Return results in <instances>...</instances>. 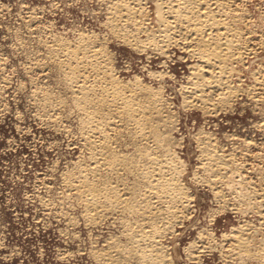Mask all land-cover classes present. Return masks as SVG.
Listing matches in <instances>:
<instances>
[{
  "label": "rangeland",
  "instance_id": "rangeland-1",
  "mask_svg": "<svg viewBox=\"0 0 264 264\" xmlns=\"http://www.w3.org/2000/svg\"><path fill=\"white\" fill-rule=\"evenodd\" d=\"M142 1L143 0H141V3H143L142 6L145 8L142 12L144 10L148 11L141 12L140 14V22L143 30L137 37L143 39L145 43L142 44L143 47L140 48L141 50L138 49V52L137 47L133 45H130L132 49L129 48L128 43L130 42L123 39V35L118 33L117 36L116 33L114 34L110 31V27H108L107 7L109 3L114 2V0H0V264H102L101 258L99 257L100 259L98 260V255H96V253H100L101 250L104 249H110L111 247H108V245H110L109 243L112 241L116 243L119 242L117 243L119 250L117 251V247H112L111 253H115V257L117 256L116 252L119 254L122 253L121 255L124 256L118 260L116 259V263L110 264H129V262H131L130 264H139L137 261H134L136 259L132 257L135 251L134 248L130 246V237L127 233L123 232L125 228L134 226L137 219L136 215L129 212L127 213V211L120 212L107 208V211L105 210V213H102L103 216L100 214V216L104 218L99 216V220L97 218L95 219L97 223H95L96 221L92 223L88 222L84 211L85 203L82 198H79V194L76 195L77 190L74 192L75 189L72 188V186L74 187L72 183L75 182L74 180L77 179H75V177H77L79 173V171H76L77 168L80 170L82 167L84 168V166L86 168L87 164L92 165L93 156L97 148L94 147V149L91 147L90 149L87 142L86 145L83 143L88 135V124L86 123L87 120L85 119L86 116L83 110L76 106L72 96L69 95L71 94L69 92V87L72 86L70 82L72 74L68 71L69 69L67 67L58 65L59 59L53 58L50 51L53 50V47H56L57 44L76 47L78 45L81 46V44L87 45L92 40H94V42L92 41L94 44L92 45V43H89L88 46H102L101 48H103L109 63H112L110 64V69H113L111 72L109 71L110 74L112 73V76H115L120 83H125L126 85L128 83L130 87L139 79L138 81H140V83L150 89L156 91L160 89L161 91L159 90V93L161 100L164 99L162 100L163 103L165 101L162 107V110L164 109V115L169 113L166 115L176 120L172 122L170 119L171 123H167V128L161 123V126L166 129L159 127L160 134L163 133L164 135H168L169 139H165L167 142H164L163 139V144L168 143V147L166 148L170 149L168 151L167 149L164 151V149L159 154L163 159H166L167 165L171 162H173L171 165L178 163L175 166L173 165V167L177 172H180L176 174H179L178 178L188 194L187 206L182 207L180 209L181 214H179V216L177 215L179 219L170 217L171 220L169 219V221L171 224L169 222V226L166 230L167 232H163L162 230L163 233L158 235L159 243L164 246V249H167L165 252H168L167 255L170 256L171 264H197L196 260L199 262L198 264H264V251L260 250L264 247V167H262V165L264 166V125L262 123H260L261 125L259 124V122L264 123V0H239V2L238 0H231L230 10L226 8L228 14L225 17L228 18L229 23L231 22L230 26L240 29L245 33H243V39L241 41L242 46H246L249 49L254 44L251 47L252 50L250 48L248 51L249 53L245 54L247 56L243 58L241 63H236L235 61L226 63L227 66L234 69V73H232L230 79L232 85H238L243 90L247 91L248 87L251 88L247 92L240 91L239 94L233 95L229 106H221V110L220 107H214L212 109L213 111H207V109L205 111L203 106L199 107L201 105L196 106L198 101L194 98H192V104H190L192 106L195 102L196 105H193L195 107H192L194 109H192L190 105V107H188L189 103H183L182 98L186 96L187 98L185 97L184 101L188 100V93L186 91L189 90V88L193 90V82L196 80V77L191 74V65L194 63L197 64L200 59L195 55H191L189 51L190 47L188 48L187 46L186 48L188 50L185 47H181V51L179 46L177 47V45L172 43V46L168 45L163 48L166 49L165 51H161L158 50L154 44H152L151 47V43L153 42L149 41V43L151 42L150 45L146 43L148 42L145 39L147 32L157 29L159 23L155 15V0ZM242 9L245 12H241ZM240 13L242 14L241 19L238 17ZM252 31L255 34H252ZM84 34L87 35L85 37L89 36L91 40L85 38L81 43ZM114 35L117 38H115ZM158 44L162 45V43ZM140 52L141 54H139ZM164 52L165 54H163ZM167 57L170 58L167 60ZM190 57H192L191 60ZM184 59L186 60L184 61ZM85 63L90 64L89 61ZM258 63L263 71L261 68L259 69ZM198 64L202 66L203 62H199ZM262 64L263 66H261ZM85 69L86 70L83 69L82 72L85 76L89 77V79L85 77L86 85L94 84V86L99 89L98 86L100 87L102 83H96L97 80L94 79L92 68L89 69L87 64ZM253 70H255V72H253ZM148 72L155 73V75L151 73L150 75ZM157 74L158 76H156ZM159 74L161 76H159ZM154 76L158 81L157 79L155 80ZM208 76L209 74H205V77L208 78ZM159 77H163L162 80ZM255 79L258 80L259 84H262H260V86L258 83L256 84ZM255 87H257L256 90H252ZM182 89V92L185 94L181 92ZM215 89L216 88H207L205 91L206 93H208V91L209 93L214 91V94H210L212 98H216L220 96L219 91L221 90ZM142 94L145 96V91ZM251 99H253L255 103ZM166 102L169 103L167 104ZM240 102L241 104H239ZM232 103H234V105ZM184 104H186L187 107ZM253 105L257 108L252 107ZM40 106H43V108ZM167 106L171 107L168 108ZM165 107H167L169 111ZM184 107L187 110H185ZM46 109L48 110L45 111ZM201 109L202 111H200ZM223 109H225V111ZM107 110L110 109L102 108L98 109L97 112L107 113ZM206 112L207 115L205 114ZM47 114L51 115L48 116L49 119H47ZM50 118L51 122L49 121ZM52 119H54V121ZM81 119L84 120L81 122ZM117 120L115 119V127L106 130L109 132V137L112 139H110L111 141L108 147H110L113 152L127 155L130 159H135L137 156H135V149L137 150L138 146H143L140 148L153 151L154 144L150 146V143L152 145L151 141L146 142L149 146L146 144H135L132 139L135 130L130 127V129L127 128L128 126L124 127L125 124ZM82 124H84V126H81ZM168 126H170L171 129ZM257 126L261 127L258 128ZM85 127L87 129H85ZM168 128L170 131L167 130ZM89 137L91 140H94L92 141L94 146L100 144L101 139L97 134L94 133ZM204 137L205 139H203ZM196 138L198 139L196 140ZM96 140L98 142H96ZM242 140L247 141L243 142ZM199 142H203L204 144L202 143V145ZM246 142L247 144H245ZM207 143L209 145H207ZM213 144H215V147H213ZM200 146L202 147L201 150ZM207 147L208 150H206ZM203 148L207 152H200L204 151ZM212 148L215 156L214 153L211 152ZM200 153H202V156ZM169 154L172 157H170ZM204 154L207 157L206 161L202 160V158L205 159ZM220 155L222 158H225L223 159L224 161L216 162L217 159L221 158ZM216 156H220V158L217 157V159H215ZM227 156L228 158L230 156V158L226 159ZM210 157H212L211 160ZM77 160L80 161L78 162ZM75 161L78 163L77 165ZM138 161L139 165L144 163L141 158H138ZM212 161L214 164L211 163ZM223 162L227 164H223ZM201 163H204L205 166L203 165L202 167ZM244 163L246 164L244 165ZM218 164L226 168L218 167L220 166ZM72 168H75V171ZM212 168L216 169H214V174L211 172L213 171ZM217 168H219V172ZM232 168H234L235 171ZM241 168L243 169L241 170ZM220 171L222 172L220 173ZM107 172L108 171L102 170L100 171V177H94L91 173L86 171V176H88L87 178L90 180L93 179L97 181L96 183H103V185L109 182L111 184L115 182L114 184L121 185L122 182L120 181H124L133 193L131 195L133 200L132 206L138 208L139 205L142 204L139 196L142 187L135 181L134 175L126 170H120L117 174ZM62 173H66V175H62ZM68 174L72 175L68 176ZM242 175L244 177H241ZM212 176H217L215 181H213L214 177ZM65 177H68V180H73L74 182L68 181L71 183L70 185ZM96 177L97 179H94ZM62 179H66L69 185L67 183V185L63 184L65 180ZM204 179L207 181H203ZM209 179L212 180L210 181ZM260 179L263 180L261 181ZM47 182L48 184H46ZM42 184H44V186L46 184L48 188L46 186V188L43 187ZM250 184H252L254 188ZM66 187H68V189H66ZM211 187L214 190L218 189L214 191L218 193H213ZM220 190L222 193H220ZM251 190H254V192ZM252 193H254L253 197H250ZM35 196L38 197L35 198ZM190 196L192 198H190ZM245 196L248 197L246 198ZM217 197L219 198L218 201L221 200L220 202H216ZM242 197L244 199H241ZM40 199H42L43 202ZM254 199L257 200L258 203L253 202ZM50 201L53 202V207ZM41 203L43 205L40 207ZM249 203L253 206H248L247 204ZM155 204L161 208L166 206L165 203L161 201ZM240 204L242 206H240ZM237 205H239V207ZM61 206L63 208H61L62 210L59 209ZM82 206L84 208H82ZM67 207L71 208L68 209ZM234 207L238 208L235 209ZM220 208L222 209L221 211ZM233 210H235V212ZM56 211L59 212L57 213ZM243 211H246L247 214ZM63 212L65 218L64 215H62ZM119 212L121 214H119ZM70 213L72 216H69ZM255 213L257 215H255ZM260 213H263L262 216ZM44 215H48L49 217ZM104 215H108V217L105 218ZM181 215L183 218L180 217ZM166 216H168V214ZM71 217H73L72 220ZM118 218H121L122 221ZM175 219H177L178 222L177 220L176 222L173 221ZM261 220L263 222H261ZM67 221L69 225L66 224ZM242 222L245 224L248 222L249 225L246 224L245 226ZM157 223L159 227H161L165 224V220H163V222L158 220ZM240 224L244 227L243 231L245 228L251 227L252 230L250 228L246 230L247 232L249 231L246 236H254V239H251V237L247 240L249 241L247 242V244L249 243V247L247 246L246 250L243 247H236L234 245V243L236 244L235 241H237L235 238L229 239L227 236L228 239H226V236H222L223 234H229L231 227L237 228ZM170 226L171 230H173L172 232L171 230L169 232ZM242 226L240 229L238 228V230H241ZM259 226H261V228ZM257 227L258 229L260 228V230H258ZM231 232L233 234L237 233L235 231ZM231 232L230 234H232ZM205 235H211V238L214 240H211L210 236L208 240ZM113 238H116V240H113ZM198 238H200L201 241ZM223 238L226 240H223ZM202 239H204V242ZM223 241L225 244L222 246ZM192 242L193 244H191ZM227 242H230L231 245ZM194 243L198 245V248H196L197 246ZM191 245H193L194 248H192ZM230 246L232 247L230 248ZM124 248L127 252L123 250ZM236 248L241 251H237ZM255 248L259 250H257L258 253H256ZM114 249H116V252ZM200 249L203 251H200ZM122 250L131 255L123 253ZM242 250L244 252H242ZM108 251L110 252V250ZM199 251L201 254H199ZM237 253L239 254L237 255ZM246 253L252 256L246 255ZM95 255L97 257H95ZM127 256L130 257V259L132 258V261H130ZM188 256L190 257L188 258ZM60 257L62 258L60 259ZM125 258H127V260H125ZM199 260H201V262ZM168 263L170 264V260ZM103 264L108 263L103 262Z\"/></svg>",
  "mask_w": 264,
  "mask_h": 264
},
{
  "label": "bare ground",
  "instance_id": "bare-ground-1",
  "mask_svg": "<svg viewBox=\"0 0 264 264\" xmlns=\"http://www.w3.org/2000/svg\"><path fill=\"white\" fill-rule=\"evenodd\" d=\"M106 1V0H105ZM144 1V0H143ZM142 1V2H143ZM110 2V1H109ZM155 2V3H154ZM153 3L155 4V15L158 21V26L157 29L155 30H149V32H147V36L145 37L146 43H149V41L153 42L151 43V47L152 44H154L156 46V48L158 50L161 51H165L166 49H163L165 47H167L168 45H171L172 43L177 45V47L179 46L181 47H185L186 46L190 49V53L191 55H195L196 57H199L200 61L199 62H203L202 66L200 64H196V63H192V72L191 74H193L194 77H196V80L193 82V90L191 88H189V90H187L186 92L188 93V100L184 101V98L186 96H184V98H182L183 103H189L188 107H190L192 104L191 100L192 98L196 99L198 101L196 106L202 107L205 109L213 111L212 109L214 107H220V110L222 109V107H224L225 105L229 106L231 103V98L233 97V95L235 94H239L240 91H245L247 92L250 88L248 87L247 91L241 89L237 84V86L232 85V81H231V77H232V73H234V69L232 67H229L226 65L227 62H233L235 61L236 63H241V61L243 60V58H245L247 55V53H249L248 51L250 50V48L254 45H252L249 49L246 46H242V37H243V31L237 28H233L230 26V23L228 22V18H226L225 16L228 14L227 10H230V3L231 0H155ZM239 2V0H238ZM243 2V1H242ZM235 3V2H234ZM237 3V2H236ZM143 3H141V0H114V2L109 3L108 8V27H110V31H112L114 34L116 33V35L118 36V33H120L121 35H123V39L129 41L130 43H128L129 48L131 47L130 45H133L135 47H137V51L138 49H140L141 47H143L142 44H144L145 42H143L144 40L137 37L139 36L138 34H140V32L143 30L142 26H141V22H140V14L142 12L143 9H145L142 6ZM234 5V4H232ZM239 5V4H238ZM236 5V6H238ZM148 6V5H147ZM145 6V7H147ZM243 7V6H242ZM241 7V8H242ZM148 8V7H147ZM234 9V8H231ZM237 9V8H236ZM144 11H148V10H144ZM143 11V12H144ZM243 11V9L241 10V12ZM142 12V13H143ZM236 12V11H235ZM245 12V11H243ZM237 13V12H236ZM247 13V12H246ZM248 14V13H247ZM143 15V14H142ZM248 16V15H247ZM31 17V16H30ZM238 17L241 19L242 14L240 13V15H238ZM146 18V17H145ZM246 18V17H245ZM144 19V18H143ZM231 19V18H230ZM148 20V19H147ZM154 20V19H153ZM142 21V20H141ZM244 21V20H242ZM247 21V20H246ZM251 21V20H250ZM155 22V20H154ZM147 23V22H146ZM157 23V22H156ZM246 23V22H245ZM244 23V24H245ZM150 25V24H149ZM145 27V26H144ZM153 27V25H152ZM222 29V30H221ZM147 30V29H146ZM145 30V31H146ZM109 31V32H110ZM253 32V31H252ZM144 33V31H143ZM142 33V34H143ZM146 33V32H145ZM119 34V36H120ZM245 34V33H244ZM252 34H255L254 32ZM261 34V33H260ZM250 35V34H249ZM84 37L80 40L81 43L83 42V39L88 38V40L90 39V37H85L87 35H83ZM258 36V35H257ZM260 36V35H259ZM115 37V35H114ZM245 37V36H244ZM117 38V37H115ZM262 38V37H261ZM91 40V39H90ZM119 40V38H118ZM121 40V37H120ZM94 42V40H92ZM89 42V43H92ZM257 42V41H256ZM86 43V41H85ZM88 43V44H89ZM141 43V44H140ZM149 43V45H150ZM158 43H162V45H159ZM84 44V43H83ZM87 45H82L81 46H76V47H71L69 45H65V44H57L56 47L54 46L53 50L50 51L51 56L54 58L59 59V63L58 65L60 66H65L67 67L69 70V72L72 74L70 77V82L72 83V86L69 87L70 89V93L69 95L72 96L74 102L76 103V106L78 108H80L81 110H83L85 116H86V120H87V124H88V135L86 136V138L84 139L83 143H85L84 145L90 146L89 148L91 149V147H95L97 148L94 156H93V164L92 165H88L84 166V168L82 167V169L78 170L79 168H77L76 171H79V173L77 174V177H75L76 180H68V181H73L74 183H72V185H74V187L72 186V188H74V192L77 190L76 195L80 196L79 198H82V200L84 201L85 205V215L87 217H85V219L88 222H95L96 218L99 220V216L100 214L102 215V213L106 210L107 208H111L113 210H117L120 212H125L127 211V213H132L134 215H136L137 219L134 223V226L129 227V228H125L123 232L127 233L128 236L130 237L129 242L131 248H134V256H132L134 259V261H137L139 264H169V260H170V264H171V259L170 256L167 255L168 252L166 253L164 249V246L161 245L159 243V236L160 234H162L163 232H165L167 230V227L169 226V219L170 217H175L177 218L179 216L180 213V209L182 207H186L187 206V201H188V194L185 191L186 189H184V187L182 186L178 176L176 173H180L177 172L176 169L173 167L174 164L171 165V162L169 165H167V161L166 159H163L162 156L159 154L161 151H167L170 150L166 147L168 143L163 144L164 142H167V140L165 141V139H169L168 135H164L163 133L160 134L159 132V127H163L161 126V123H163V125H167V123H171V121L173 122V120L175 119H171L173 117H169L166 114L164 115V109L162 110V107L164 106V103L161 100L160 97V93L159 90H153L150 89L149 87L144 86L142 83H140V81L136 80V82L134 83V85L132 84V86L130 87L127 83V85L125 83H120L115 76H112V73L110 74L111 70L110 69V64L109 63L106 54L103 50V48L99 47H95V46H88ZM94 43H92L93 45ZM123 44V43H122ZM194 44V45H191ZM53 45V44H51ZM101 45V44H100ZM126 45V46H128ZM260 45V44H259ZM50 46V45H49ZM154 46V47H155ZM172 46V45H171ZM257 46V45H256ZM255 46V48H256ZM263 46V45H262ZM91 47V49H90ZM153 47V48H154ZM176 47V46H173ZM172 47V48H173ZM246 47V48H245ZM261 47V46H260ZM52 48V47H51ZM50 48V49H51ZM148 48V47H147ZM170 48V47H169ZM264 48V47H263ZM49 49V50H50ZM90 49V50H89ZM132 49V48H130ZM145 49V48H144ZM150 49V48H149ZM156 49V50H157ZM177 49V48H176ZM179 49V48H178ZM187 49V48H186ZM141 50V49H140ZM155 50V49H154ZM172 50V49H171ZM174 50V49H173ZM188 50V49H187ZM252 50V48H251ZM143 51V49H142ZM147 51V50H146ZM152 51V50H151ZM180 51V50H179ZM182 51V48H181ZM184 51V50H183ZM139 52V51H138ZM157 52V51H156ZM167 52V51H166ZM172 52V51H171ZM258 52V51H257ZM153 53V52H152ZM159 53V52H158ZM168 53V52H167ZM170 53V52H169ZM175 53V52H174ZM187 53V52H186ZM252 53V52H251ZM256 53V52H255ZM141 54V52L139 53ZM162 54V53H160ZM165 54V52L163 53ZM172 54V53H170ZM180 54V53H179ZM154 55V54H153ZM182 55V54H181ZM180 55V56H181ZM250 55V54H249ZM255 55V54H254ZM50 56V57H51ZM172 56V55H171ZM253 56V54H252ZM166 57V56H165ZM179 57V56H178ZM183 57V56H182ZM188 57H189V53H188ZM194 57V56H192ZM190 57V60L191 58ZM110 58V57H109ZM170 58V57H169ZM167 57V60L169 59ZM174 58V57H173ZM172 58V59H173ZM184 58V57H183ZM161 59V58H160ZM181 59V58H179ZM195 59V58H194ZM56 60V59H55ZM165 60V58H164ZM186 59H184L185 61ZM90 62L87 63L89 69H91L93 71L94 74V79H96V83H102L99 84L101 85L100 87L98 86L99 89H97V87L94 86V84L92 85H86V78L87 76H85V74L82 72L83 69H85L86 67V63L85 62ZM57 62V61H56ZM169 62V61H168ZM167 62V64H168ZM173 62V60H172ZM196 62V61H195ZM85 63V64H83ZM162 63V62H160ZM159 63V65H160ZM165 63V62H164ZM257 64V63H256ZM259 64V63H258ZM188 65V64H187ZM233 65V64H231ZM43 66V65H42ZM91 66V68H90ZM149 66V65H148ZM189 66V65H188ZM263 66V64L261 65ZM161 67V65H160ZM259 69L260 64H259ZM40 68V66H39ZM169 68V67H168ZM151 69V68H150ZM262 69V68H261ZM161 70V68H160ZM188 70V67H187ZM90 71V70H89ZM110 71V72H109ZM159 71V70H158ZM191 71V70H189ZM263 71V69H262ZM87 72V71H86ZM114 72L116 73V71L114 70ZM156 72V71H154ZM162 72V71H160ZM237 72V70H236ZM253 72H255V70H253ZM260 72V71H258ZM149 73V72H148ZM151 73V72H150ZM149 73V74H150ZM157 73V72H156ZM88 74V72H87ZM92 74V76H93ZM148 74V75H149ZM152 75H155V73H151ZM150 74V75H151ZM161 74V73H160ZM159 74V76H161ZM163 74V73H162ZM205 74H209L208 78L205 77ZM261 74V73H260ZM264 74V73H263ZM90 75V73H89ZM164 75V74H163ZM158 76V74L156 75ZM167 76V75H166ZM192 76V77H193ZM251 76V75H250ZM254 76V75H253ZM151 77V76H149ZM155 77V76H154ZM255 77V76H254ZM264 77V76H263ZM89 79V77H87ZM140 78V77H139ZM162 78L163 77H159ZM168 78V77H167ZM258 78H259V74H258ZM137 79V78H136ZM153 79V76H152ZM157 78L155 77V80ZM165 79V77H164ZM241 79V78H239ZM254 79V78H253ZM261 79V78H260ZM264 79V78H263ZM191 80V78H190ZM256 80V84L258 82L257 79ZM94 81V80H93ZM158 81V79H157ZM187 81V80H186ZM193 81V80H192ZM133 82V81H132ZM261 82V81H260ZM264 82V81H263ZM89 84V83H88ZM184 84V83H183ZM262 84V83H260ZM259 84V86H260ZM131 85V84H130ZM190 85V86H191ZM189 86V85H188ZM252 86V84H251ZM68 88V87H67ZM181 88V86H180ZM207 88H216V89H220L221 91H219V95L216 98H212V93L214 92H210L208 91V93H206V89ZM257 87H255L252 90H256ZM262 88V87H261ZM68 89V90H69ZM215 89V90H216ZM263 89V88H262ZM209 90V89H208ZM261 90V89H260ZM264 90V89H263ZM262 90V91H263ZM145 91V96L142 94ZM161 91V90H160ZM183 91V89L181 90V92ZM211 91V90H210ZM251 91V90H250ZM249 91V92H250ZM68 92V93H69ZM180 92V91H179ZM218 92V90H217ZM184 93V92H182ZM193 93V94H192ZM185 94V93H184ZM214 94V93H213ZM262 94V92H261ZM162 95V94H161ZM187 95V94H186ZM217 95V94H215ZM244 95V94H243ZM247 95V94H246ZM252 95V94H251ZM240 96V95H239ZM257 96V95H256ZM214 97V96H213ZM246 97V96H245ZM251 97V96H250ZM249 97V98H250ZM255 97V96H254ZM258 97V96H257ZM260 97V96H259ZM187 98V97H186ZM240 98V97H239ZM248 98V96H247ZM246 98V99H247ZM256 98V97H255ZM263 98V97H262ZM193 99V100H194ZM235 99V98H234ZM238 99V98H237ZM254 99V98H253ZM251 99V100H253ZM233 100V99H232ZM259 100V99H258ZM262 100V99H261ZM239 101V100H238ZM254 101V100H253ZM257 101V99H256ZM237 102V101H236ZM60 103V102H59ZM167 103V102H166ZM169 103V102H168ZM167 103V104H168ZM172 103V102H170ZM181 103V102H180ZM230 103V104H229ZM255 103V101H254ZM258 103V101H257ZM58 104V103H57ZM193 104V105H194ZM234 105V103H232ZM241 104V102L239 103ZM248 104V103H247ZM183 105V104H182ZM186 107L187 105L184 104ZM190 105V106H189ZM191 106L195 107V106ZM260 105V104H259ZM242 106V105H241ZM258 106V105H257ZM261 106V105H260ZM263 106V105H262ZM41 107V106H40ZM62 107V105H61ZM168 108L171 106H167ZM165 107L168 111L169 109ZM197 107V108H199ZM252 107H256V106H252ZM43 108V106L41 107ZM102 108H106V109H110L107 110V113H98L97 110L98 109H102ZM183 108V106H182ZM226 108V107H225ZM257 108V107H256ZM60 109V108H58ZM185 109V107H184ZM194 109V108H192ZM250 109V108H249ZM48 109H46L45 111H47ZM80 110V111H81ZM187 110V109H185ZM198 110V109H197ZM217 110V109H216ZM219 110V109H218ZM225 111V109H223ZM222 110V111H223ZM230 110V109H229ZM236 110V109H235ZM244 110V109H243ZM255 110V109H254ZM166 111V110H165ZM166 111V112H168ZM202 111V109L200 110ZM204 111V110H203ZM223 111V112H224ZM263 111V110H262ZM57 112V111H55ZM79 112V111H78ZM219 112V111H218ZM221 112V111H220ZM255 112V111H254ZM264 112V111H263ZM81 113V112H80ZM211 113V112H210ZM216 113V112H215ZM233 113V111H232ZM256 113V112H255ZM57 114H59L57 112ZM207 115V112L205 113ZM204 114V115H205ZM221 114V113H220ZM225 114V113H224ZM50 114H47L46 116L48 117ZM82 115V114H81ZM171 115V114H170ZM205 115V116H206ZM214 115V114H212ZM211 115V116H212ZM217 115V114H215ZM230 115V114H228ZM51 116V115H50ZM83 116V115H82ZM173 116V115H171ZM210 116V117H211ZM226 116V115H225ZM60 117V116H59ZM58 117V118H59ZM207 117V116H206ZM82 118V117H81ZM49 119V117L47 118ZM60 119V118H59ZM115 119H119L117 121H122L125 126L127 128H133L134 131V136H133V141L135 142V144H146V142L151 141L152 145L150 143V146H153L154 144V149L152 150H146L145 148H140L143 146H138L137 150L135 149L136 153L135 159H130L127 155L124 154H117V152H113V150L108 147V144L110 143V141L112 140L109 137V132H107L106 130H108L109 128H113L116 126V121ZM171 119V121H170ZM54 121V119H52ZM84 120V119H83ZM81 119V122L83 121ZM51 122V118L49 120ZM52 121V123H53ZM59 121V120H58ZM158 121V122H157ZM170 121V122H169ZM176 121V120H175ZM263 121V119H262ZM57 122V121H55ZM54 122V123H55ZM119 122V123H120ZM48 123V122H47ZM85 123V121H84ZM262 123L264 125L263 122H259V124ZM48 125V124H47ZM121 125V124H119ZM123 125V124H122ZM174 125V124H173ZM261 125V124H260ZM50 126V125H49ZM53 126V125H52ZM81 126H84V124H82ZM254 126V125H253ZM165 127H163V129H166ZM170 129L171 127L168 126ZM258 128H260L261 126H257ZM84 128V127H83ZM118 128V127H117ZM126 128V129H127ZM129 128V129H130ZM167 129L170 131V129ZM263 128V127H262ZM85 129H87L85 127ZM112 130V129H111ZM115 130V128H114ZM259 130V129H258ZM263 130V129H261ZM86 131V130H85ZM110 131V130H109ZM117 131V129H116ZM166 131V130H165ZM255 131V130H254ZM115 132V131H114ZM202 132V131H201ZM97 134L100 137V144L97 146H94L93 142L94 140H91V138L89 136H92V134ZM262 133V132H261ZM264 134V133H263ZM96 136V135H94ZM199 136V134H198ZM202 136V135H201ZM200 136V137H201ZM205 136V134H204ZM232 136V135H231ZM233 137V136H232ZM253 137V136H252ZM262 137V136H261ZM260 137V138H261ZM98 138V137H97ZM207 138V136H206ZM231 138V137H230ZM236 138V136H235ZM238 138V137H237ZM82 139H83V134H82ZM111 139V140H110ZM164 139V142H163ZM198 138H196L197 140ZM205 139V137L203 138ZM202 139V141H203ZM208 139V138H207ZM210 139V138H209ZM214 139V138H213ZM229 139V138H228ZM239 139V138H238ZM242 139V138H241ZM254 139V138H253ZM262 139V138H261ZM200 141V140H199ZM208 141V140H207ZM212 141V139H211ZM243 141V140H242ZM247 140H244L243 142H245ZM87 142V143H86ZM96 142H98L96 140ZM251 142V141H250ZM248 142V143H250ZM257 142V141H255ZM259 142V141H258ZM201 143V142H199ZM203 143V142H202ZM201 143V144H202ZM211 143V142H210ZM214 143V141H213ZM237 143V142H236ZM254 143V142H253ZM260 143V142H259ZM262 143V142H261ZM98 144V143H97ZM204 144V143H203ZM202 144V145H203ZM212 144V143H211ZM247 144V142L245 143ZM252 144V143H251ZM166 145V146H165ZM207 145H209L207 143ZM215 147V144H213ZM250 145V144H249ZM247 145V146H249ZM256 145V144H254ZM149 146V145H147ZM145 146V147H147ZM245 146V145H244ZM262 146V144H261ZM165 147V148H164ZM201 147V146H200ZM206 147V145H205ZM204 147V148H205ZM210 147V146H209ZM253 147V146H252ZM94 148V149H95ZM151 148V147H150ZM203 148V150H204ZM254 148V147H253ZM257 148V147H256ZM93 149V150H94ZM162 149V150H161ZM202 149V147L200 148V150ZM220 149V148H219ZM243 149V148H242ZM248 149V148H247ZM206 150H208V147L206 148ZM215 150V149H214ZM221 150V149H220ZM245 150V149H244ZM92 151V150H91ZM217 151V150H215ZM247 151V150H246ZM245 151V152H246ZM250 151V150H249ZM200 152H207V151H200ZM213 152V148L212 151ZM242 152V151H241ZM248 152V151H247ZM169 153V152H167ZM171 153V152H170ZM214 153V152H213ZM212 153V156H213ZM250 153V152H249ZM258 153V151H257ZM261 153V152H260ZM259 153V154H260ZM159 154V155H158ZM166 154V153H165ZM174 154V153H173ZM202 156V153H200ZM206 154V153H205ZM204 154V156H205ZM209 154V153H207ZM219 154V153H218ZM221 154V153H220ZM226 154V153H225ZM224 154V155H225ZM232 154V153H231ZM253 154V153H252ZM255 154V153H254ZM217 155V154H216ZM228 155V154H226ZM225 155V156H226ZM235 155V154H234ZM244 155V154H243ZM170 156V154H169ZM175 156V155H174ZM211 156V153H210ZM215 156V153H214ZM213 156V158H214ZM221 156V155H220ZM220 156H216L215 159L220 158ZM224 156V157H225ZM231 156V155H230ZM229 156V158H230ZM253 156V155H252ZM166 157V156H165ZM164 157V158H165ZM172 157V156H170ZM169 157V158H170ZM200 157V156H199ZM247 157V156H246ZM258 157V156H257ZM92 158V157H91ZM138 158H141L144 163L143 164H138ZM206 156L205 159L202 158V160L206 161ZM212 157H210L211 160ZM222 158V156H221ZM217 159V160H221ZM228 156L226 159H229ZM233 158V157H232ZM231 158V159H232ZM178 159V158H177ZM201 159V158H200ZM222 158L221 161H217L216 162H222L224 161ZM262 159V158H261ZM214 160V159H213ZM254 160V159H253ZM78 161V160H77ZM80 161V160H79ZM78 161V162H79ZM178 161V160H177ZM231 161V160H230ZM234 161V160H233ZM232 161V162H233ZM256 161V160H255ZM254 161V162H255ZM92 162V161H91ZM90 162V163H91ZM170 162V161H169ZM176 162V160H175ZM235 162V161H234ZM76 165L78 164L75 161ZM74 163V165H75ZM84 163V162H83ZM87 163V162H86ZM85 163V164H86ZM206 163V162H205ZM213 163V161L211 162ZM210 163V165H211ZM215 163V160H214ZM213 163V164H214ZM240 163V162H239ZM249 163V162H247ZM81 164V162H80ZM178 163H175V165H177ZM223 164H227L224 163ZM246 163H244L245 165ZM250 164V163H249ZM73 165V166H74ZM174 165V166H175ZM202 167L203 165L205 166V164L201 163ZM207 166H210L209 164H206ZM220 166L218 167H225V166H221V164H218ZM239 165V164H238ZM254 165V164H253ZM243 166V165H242ZM249 166V165H247ZM257 166V165H256ZM81 167V166H79ZM179 167V165H178ZM197 167H201V166H197ZM217 167V164H216ZM215 167V168H216ZM229 167V165H228ZM234 167V166H233ZM262 167H264L262 165ZM214 168V169H215ZM226 168V167H225ZM237 168V166H236ZM247 168V167H246ZM73 169V168H72ZM75 169V168H74ZM73 169V170H74ZM213 169V168H212ZM210 169V170H212ZM214 169L212 172V174H214ZM219 168H217L218 171ZM234 169V168H232ZM240 169V168H239ZM238 169V170H239ZM243 168H241L242 170ZM105 170L108 171L109 173H115L117 174L120 170H126L129 173H132L134 175L135 181L137 183H139V185H141L142 189L139 193L140 199L142 201V204L139 205L138 208H135V206H132V192L130 191L129 187L127 186V184L124 181H120L122 182L121 185H117V184H111L110 182L108 184H104L103 183H96L97 181H94L93 179L90 180L89 178H87L88 176H86V171H88V173H91L92 176H97L100 177V171ZM216 170V169H215ZM229 170V168H228ZM237 170V169H236ZM72 171V170H71ZM70 171V173H71ZM75 171V170H74ZM231 171V170H230ZM235 171V169H234ZM107 172V173H108ZM214 172V173H213ZM219 172V171H218ZM216 172V173H218ZM222 171H220L221 173ZM251 172V171H250ZM69 173V174H70ZM74 173V172H72ZM66 175V173H62V175ZM68 176H71L69 175ZM211 174V173H210ZM223 174V173H222ZM229 174H233V173H229ZM240 174V173H239ZM238 174V175H239ZM252 174V173H250ZM259 174V173H258ZM45 175V174H44ZM241 175V174H240ZM244 175V174H243ZM241 177H244V176ZM47 176V175H46ZM91 176V177H92ZM229 176V175H228ZM72 177V178H74ZM94 178V179H97ZM214 177V176H212ZM217 177V176H216ZM214 180L215 181V178ZM238 177V176H237ZM39 178V177H38ZM43 178V177H42ZM93 178V177H92ZM219 178V177H218ZM217 178V179H218ZM224 178V177H222ZM234 178V177H233ZM246 178V177H245ZM249 178V177H248ZM251 178V177H250ZM66 179H62L65 180V182L63 184H66ZM71 179V177H70ZM203 179V178H202ZM207 179V178H206ZM206 179H204L203 181H205ZM227 179V178H225ZM224 179V180H225ZM239 179V177H238ZM37 180V179H36ZM46 180V179H45ZM49 180V179H48ZM210 181L212 179H209ZM222 180V179H221ZM234 180V179H233ZM251 180V179H250ZM261 180V179H260ZM263 180V179H262ZM261 180V181H262ZM40 181V180H39ZM38 181V182H39ZM207 181V180H206ZM43 182V181H42ZM239 182V181H238ZM237 182V183H238ZM249 182V181H248ZM41 183V182H40ZM69 183V182H68ZM67 183V184H68ZM117 183V182H116ZM208 183V182H206ZM210 183V182H209ZM218 183V181H217ZM216 183V184H217ZM220 183V182H219ZM223 183V182H222ZM232 183V182H231ZM253 183V182H252ZM48 184V182L46 183ZM45 184V186L47 187V185ZM66 184V185H67ZM71 185V183H69ZM68 184V185H69ZM120 184V183H119ZM221 184V183H220ZM230 184V183H229ZM234 184V183H233ZM264 184V183H263ZM103 185V186H101ZM209 185V184H206ZM238 185V184H237ZM252 186V184H250ZM43 187L44 184H42ZM214 186V185H212ZM261 186V185H260ZM45 187V188H46ZM71 187V186H70ZM215 187V186H214ZM234 187V186H233ZM232 187V188H233ZM253 187V186H252ZM262 187V186H261ZM44 188V189H45ZM48 188V187H47ZM212 188V187H211ZM216 188V187H215ZM254 188V187H253ZM264 188V187H263ZM66 189H68V187H66ZM64 189V190H66ZM70 189V188H69ZM48 190V189H47ZM213 193H218V192H214L215 190L212 188ZM218 190V189H217ZM216 190V191H217ZM233 190V189H232ZM255 190V189H254ZM254 190L252 192H254ZM231 191V190H230ZM256 191V190H255ZM66 192V191H65ZM69 192V191H67ZM73 192V193H74ZM38 193V192H35ZM72 193V192H71ZM220 193H222V191L220 190ZM44 194V193H43ZM253 194L250 195V197H253ZM257 194V193H256ZM259 194V192H258ZM257 194V195H258ZM35 195V194H34ZM37 195V194H36ZM40 195V194H39ZM64 195V194H63ZM71 195V194H70ZM75 195V193H74ZM75 195V197L77 198V196ZM218 195V194H217ZM216 195V196H217ZM224 195V194H223ZM46 196V195H44ZM66 196V195H64ZM214 196V195H213ZM255 196V195H254ZM259 196V195H258ZM257 196V197H258ZM38 196H35V198ZM40 197V196H39ZM69 197V196H68ZM222 197V196H220ZM246 198L248 196H245ZM260 197V196H259ZM43 198V197H42ZM190 198H192L190 196ZM189 198V199H190ZM227 198V197H226ZM229 198V197H228ZM240 198V197H238ZM237 198V199H238ZM245 198V199H246ZM48 199V198H47ZM44 199V200H47ZM218 197H217V201L216 202H220L218 201ZM221 199V198H220ZM241 199H244L243 197ZM240 199V200H241ZM251 199V198H250ZM262 199V198H261ZM33 200V198H32ZM39 200V199H38ZM42 202L43 200L40 199ZM78 200V198H77ZM81 200V199H80ZM79 200V202H80ZM81 200V201H82ZM223 200V199H222ZM255 200V199H254ZM253 202H257V200H255ZM49 201V200H48ZM130 201H131V205H130ZM161 201L162 203H165V207L161 208L160 206H156V202ZM228 201V200H227ZM247 201V200H246ZM259 201V200H258ZM50 201V204L53 205V202ZM192 202V200H191ZM224 202V201H223ZM251 202V201H250ZM262 202V201H261ZM40 203V202H39ZM82 203V202H81ZM83 203V204H84ZM45 204V203H44ZM55 204V203H54ZM222 204V203H221ZM40 205V204H39ZM43 204L41 203L40 207ZM49 205V204H48ZM46 205V206H48ZM223 205V204H222ZM221 205V206H222ZM248 206L252 205V204H247ZM256 205V204H255ZM71 206V205H70ZM190 206V205H189ZM230 206V205H229ZM228 206V207H229ZM239 207V205H237ZM240 206H242L240 204ZM253 206V205H252ZM258 206V205H256ZM51 207V206H50ZM66 207V206H65ZM82 206V208H84ZM236 207V208H238ZM45 208V207H44ZM43 208V210H44ZM61 207H59L60 210ZM68 208V207H67ZM71 208V207H70ZM68 208V209H70ZM233 208V206H232ZM235 208V207H234ZM235 208V209H236ZM47 209V208H46ZM185 209V208H184ZM230 209V208H229ZM254 209V208H252ZM56 210V209H55ZM109 210V209H108ZM222 209L220 208V211ZM65 211V210H63ZM69 211V210H68ZM110 211V210H109ZM235 212V210H233ZM233 211H229V212H233ZM251 211V210H250ZM49 212V211H48ZM55 212V211H54ZM57 212V211H56ZM59 212V211H58ZM57 212V213H58ZM119 212V214H121ZM244 213H246V211H243ZM242 212V213H243ZM263 212V211H262ZM47 213V212H46ZM51 213V212H50ZM67 213V212H66ZM105 213V212H104ZM118 213V212H117ZM115 213V214H117ZM241 213V214H242ZM252 213V212H251ZM45 214V213H44ZM48 214V213H47ZM53 214V213H52ZM69 214V213H68ZM83 214V213H82ZM109 214V213H108ZM112 214V213H111ZM124 214V213H122ZM168 214V216H166ZM247 214V213H246ZM254 214V213H253ZM259 214V212H258ZM263 214V213H262ZM262 214L260 213V215L262 216ZM43 215V214H42ZM64 218H65V214L63 212ZM67 215V214H66ZM110 215V214H109ZM114 215V214H113ZM178 215V216H177ZM251 215V214H249ZM255 215H257L255 213ZM259 215V217H260ZM44 216H48V215H44ZM51 216V215H50ZM61 216V215H60ZM69 216H72L71 213ZM69 216H67L68 218H70ZM84 216V215H83ZM82 216V217H83ZM103 216V215H102ZM105 216V215H104ZM245 216V215H244ZM248 216V215H247ZM252 216V215H251ZM49 217V216H48ZM57 217V216H56ZM101 217V216H100ZM107 216H105V218H107ZM112 217V216H110ZM121 217V216H120ZM181 218H183V216H180ZM249 217V216H248ZM246 217V218H248ZM254 217V216H253ZM54 218V217H53ZM73 217H71L72 220ZM84 218V217H83ZM104 218V217H101ZM114 218V216H113ZM117 218V217H116ZM264 218V216H263ZM41 219V218H40ZM46 219V218H45ZM75 219V218H74ZM84 219V220H85ZM121 219V218H118ZM174 219V218H173ZM179 219V218H177ZM173 220L176 222V220ZM255 219V218H254ZM47 220V219H46ZM56 220L58 221V219L56 218ZM90 220V221H89ZM113 220V219H112ZM158 220L162 221L165 220V224L162 227H159L158 225ZM171 220V219H170ZM182 220V219H181ZM253 220V219H252ZM251 220V221H252ZM42 221V220H41ZM60 221V220H59ZM63 221V220H62ZM66 221V220H65ZM69 221V219H68ZM66 222V224H68L69 222ZM76 221V220H75ZM114 221V220H113ZM120 221V220H119ZM122 221V219H121ZM120 221V222H121ZM256 221V220H255ZM44 222V221H43ZM73 222V221H72ZM116 222V219H115ZM118 222V221H117ZM178 222V220H177ZM182 222V221H180ZM253 222V221H252ZM258 222V221H257ZM261 222H263L261 220ZM97 223V221L95 222ZM124 223V222H123ZM243 223V222H242ZM250 223V221H249ZM259 223V222H258ZM94 224V223H93ZM113 224V223H112ZM121 224V223H119ZM171 224V222H170ZM174 224V223H173ZM245 223H243L244 225ZM247 225L248 222H246ZM245 224V226H246ZM260 224V223H259ZM257 224V225H259ZM69 225V224H68ZM72 225V224H71ZM70 225V226H71ZM123 225V224H122ZM241 225V224H240ZM237 226V228L235 227H231V231H235L237 232L236 234H223L222 236H226V239H231V238H235L236 244L234 243V245L236 247H243L246 250V247L248 246L247 240H249V238L254 239V236H246L249 231L247 232V229H251V227L249 228H245L243 231V226L241 230H238V228L240 229L241 226ZM261 225V224H260ZM173 226V225H172ZM253 226V224H252ZM255 227V226H254ZM261 228V226H259ZM260 228L257 229L260 230ZM264 228V227H263ZM169 229V228H168ZM163 230V232H162ZM171 230V226L169 229V232ZM252 230V229H251ZM173 230H171L172 232ZM205 231V230H203ZM246 231V232H245ZM254 231V230H253ZM63 232V230H62ZM167 232V231H166ZM124 233V234H125ZM157 234V235H156ZM203 234V233H201ZM200 234V236H201ZM206 234V233H204ZM208 234V233H207ZM253 234V233H251ZM72 235V234H71ZM212 235V234H211ZM211 235L210 238H211ZM254 235V234H253ZM124 236V235H122ZM199 236V237H200ZM207 237V239L209 240V236L205 235ZM228 236V238H227ZM230 236V237H229ZM246 236V237H245ZM126 238V235H125ZM205 238V237H204ZM112 239V238H111ZM116 240V238H113V240ZM200 239V238H198ZM213 238H211L212 240ZM225 238H223V240H226ZM214 240V239H213ZM119 241V240H117ZM201 241V239H200ZM202 241L204 242V239H202ZM228 241V240H227ZM231 241V240H230ZM111 242V241H109ZM238 242V243H237ZM264 242V240H263ZM108 243V242H107ZM119 243V242H117ZM116 242L112 241L111 243H109L110 245H108V247H113L116 248L117 247V251L118 249V244ZM228 243V242H227ZM226 243V244H227ZM230 243V242H229ZM228 243V244H229ZM114 244V245H113ZM193 244V242L191 243ZM195 244V243H194ZM224 241L222 246L224 245ZM120 245V244H119ZM196 245V244H195ZM231 245V243L229 244ZM233 245V244H232ZM264 245V243H263ZM163 246V247H162ZM192 248L193 245H191ZM198 248V245H196ZM202 246V245H201ZM221 246V247H222ZM260 246V245H259ZM120 247V246H119ZM122 247V246H121ZM203 247V246H202ZM200 247V248H202ZM227 247V246H226ZM232 246H230L231 248ZM249 247V246H248ZM261 247V246H260ZM111 248L108 249L110 250V252L106 249L101 250V252H97L95 251L96 255H98V260H102V264L104 263H116V259H120L122 256V253H118L115 252L117 254V256L115 257L114 254L111 253ZM166 248V246H165ZM189 248V246H188ZM191 248V247H190ZM191 248V249H192ZM205 248V247H204ZM233 248L235 249V247L233 246ZM242 248V249H243ZM262 248V247H261ZM190 249V250H191ZM225 249V246H224ZM222 249V250H224ZM243 249V250H244ZM121 250V249H120ZM125 250V248L123 249ZM122 250V252H123ZM189 250V251H190ZM195 250V249H194ZM202 249H200L201 251ZM228 250V249H227ZM226 250V251H227ZM233 250V249H230ZM237 251H241L238 248H236ZM242 250V252H244ZM256 253H258V249L255 248ZM258 250V251H257ZM260 250L264 251V247ZM62 251V250H61ZM126 251V250H125ZM198 251V249H197ZM199 251V254H201ZM203 251V250H202ZM235 251V250H234ZM235 251V252H237ZM127 252V251H126ZM123 252V253H126ZM192 252V251H191ZM229 252V251H228ZM247 252V251H245ZM262 252V251H261ZM63 253V252H62ZM61 253V255H62ZM66 253V251H65ZM94 253V251H93ZM198 253V252H197ZM240 253V252H239ZM237 253V255L239 254ZM250 253V252H249ZM59 254V253H58ZM57 254V255H58ZM68 254V252H67ZM128 255H131L129 253H126ZM193 254V253H191ZM195 254V253H194ZM244 254V253H242ZM248 253H246L247 255ZM255 254V253H254ZM69 255V254H68ZM95 255V257H97ZM189 255V254H188ZM245 255V254H244ZM249 255V254H248ZM259 255V254H258ZM235 256V255H234ZM252 256V255H249ZM257 256V255H256ZM64 257V256H63ZM100 257V258H99ZM169 257V259H168ZM190 256H188L189 258ZM198 257V255H197ZM233 257V256H231ZM263 257V256H262ZM261 257V258H262ZM62 257H60L61 259ZM127 258L132 261V258L130 259V257L127 256ZM127 258H125V260H127ZM194 258V257H193ZM192 258V259H193ZM196 258V257H195ZM239 258V257H238ZM246 258V257H245ZM201 259V258H200ZM251 259V258H250ZM258 259V258H257ZM261 260V259H260ZM263 260V259H262ZM133 261V262H134ZM201 262V260H199ZM250 261V260H249ZM254 261V260H252ZM192 262V260H191ZM118 263V262H117ZM131 262H129L130 264ZM136 263V262H135ZM196 263L198 264L199 262ZM128 264V263H127ZM256 264V263H255Z\"/></svg>",
  "mask_w": 264,
  "mask_h": 264
}]
</instances>
